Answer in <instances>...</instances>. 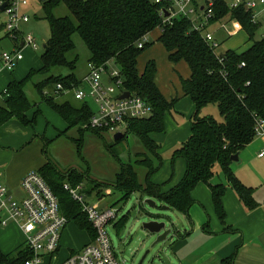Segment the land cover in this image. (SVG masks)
<instances>
[{"label":"trees","instance_id":"obj_1","mask_svg":"<svg viewBox=\"0 0 264 264\" xmlns=\"http://www.w3.org/2000/svg\"><path fill=\"white\" fill-rule=\"evenodd\" d=\"M6 1L0 0V6ZM216 3V16L207 28L230 16L241 24L249 40L253 41L247 51L237 53L230 50L218 55L202 34L194 31L191 21L176 18L172 25H164L161 11L166 5L156 4L154 0H48L43 6L50 38L44 45L41 66L31 69L23 80L9 84L5 91V105L0 106V128L14 118L24 126H35L41 114L40 106L30 101L26 87L34 78L40 77L33 82V87L41 103H46L67 125L58 138L77 128L79 140L74 142L82 159L87 132L104 139L103 132L90 127L93 111L87 103L77 106L66 97L57 100L53 96L59 84L71 89L82 82L76 75L79 58H71L76 48L74 36L78 34L89 51L88 63L116 65L123 74L125 89L141 97L153 109L151 117L129 122L127 133L123 135L125 139L133 134L144 152L137 153L134 162L119 163L113 186L122 194L121 201L127 202L134 193H140L142 197L155 199L171 210L189 216L195 204L192 192L198 185L204 184L211 190L216 214L222 223L226 219L223 200L228 187L235 190L249 210L256 209L258 204L251 189L241 183L232 170L231 157L240 154L255 138L256 118L264 119V38L255 40L261 26L252 23L251 12L243 7L231 11L223 0ZM61 4L67 7L74 20L54 15V10ZM2 14L0 11V16ZM155 30L159 31L158 41L166 50L169 62L188 64L190 77L181 79L182 91L196 107L191 120V134L173 154V160L185 161V175L179 185L167 192L153 182L164 160L160 144L154 136L166 131V116L174 109L177 99L168 101L159 89L155 61L149 62L143 72L138 69L141 53L151 45L149 42L139 49L138 43ZM63 69L70 74H52L53 70ZM210 104L218 106L222 121L199 116L201 110ZM34 109L30 119L28 113ZM52 142L44 139L43 151L47 158V149ZM216 166H219L227 184H212ZM137 167L147 171L143 183ZM38 173L58 198L61 213L69 224L73 222L88 232L94 242L96 232L83 213L81 204L65 189L66 184L73 189L81 187L89 171L71 170L66 174L47 159ZM128 221V215H124L113 224L118 235L123 233ZM28 258L25 246L8 255L0 252V264H24Z\"/></svg>","mask_w":264,"mask_h":264},{"label":"rangeland","instance_id":"obj_2","mask_svg":"<svg viewBox=\"0 0 264 264\" xmlns=\"http://www.w3.org/2000/svg\"><path fill=\"white\" fill-rule=\"evenodd\" d=\"M232 1L233 0H228V2ZM25 12L29 14L30 22L23 26V30L26 35L33 34L36 39L37 49L34 50L31 47L24 48L23 53L25 60L21 62L20 65L22 67L29 66L32 69H38L41 66L40 59L44 53V45L50 38V27L44 18L45 9L40 0H29V6L26 8ZM54 15L57 18L69 17L74 20L71 12L64 4H61L54 10ZM4 23L5 16L2 14L0 16V52L2 53L9 52L12 49V42L4 29ZM206 32L213 33L218 41L220 45L217 49L218 55L230 50L243 53L247 51L253 43V41L249 40L242 26L235 20L230 19V16L210 25L206 29L205 33ZM159 36L158 30L148 35L151 45L141 53L138 59V69L140 72H143L149 62L155 61L158 68L156 81L159 89L168 101L171 102L177 99L174 109L166 116V131L154 136L155 141L160 144L162 156L164 157L163 169H161V172L156 177L160 179L161 182L172 179L170 185L173 187L181 183L186 168L184 160H173V154L175 150L180 148L183 144L182 140L190 133L191 120L195 114V110L192 101L189 98H185L181 84V78H188H186L185 75L190 71L189 66L185 62L180 64L170 63L166 50L158 41ZM260 39L261 33H258L255 40ZM74 41L76 48L71 58L76 56L79 58L76 75L80 80H83L87 73V64L90 54L78 34L74 36ZM111 67L117 68V66L113 64H111ZM16 72H20L18 66L16 67ZM52 74L68 76L70 72L67 69L53 70ZM40 79V77H36L33 79V82ZM33 82L26 87V93L32 103L45 107L43 113L39 115L38 121H40V123L36 125L33 131L36 130L35 132L37 135L41 134V132L44 134L46 128L49 127L47 137L51 138L49 140L53 141L47 149L48 158L45 157L46 161L47 159L52 161L61 172L66 174L71 170L79 172L89 171V175L84 179L79 193L84 196L85 203L98 210H108L110 208L117 210L118 217L115 221L116 223L124 215H128L129 221L125 225L126 227L121 235L118 236L117 229H115L113 225H109L107 230L119 259L125 261L126 264H139L143 255L150 249L153 243L151 237L143 232L141 225L144 219H150V215L156 216L159 213L146 204H141L143 197L140 193H134L127 202L121 201L122 194L114 188L113 184L115 174L119 171V163L134 162L136 160V154L144 152L143 147L133 134H129L125 139L122 138L119 142L115 140L114 134L103 132L104 139H101L87 132L84 136L83 159L80 158L77 153V144L74 142L79 140L78 129H73L69 131L66 136L54 140L59 132L57 130L63 127V122L53 110L41 103L39 96L34 90ZM56 99L62 100L63 98ZM66 99L77 106L82 103L75 100L73 94H69ZM89 104L92 109H96L92 101H89ZM199 116L213 117L218 121H222L219 108L216 104H210L204 107ZM137 172L140 181L143 183L147 172L146 169L137 167ZM214 172L216 175L212 180V184H227L226 178L223 176L219 166H216ZM168 186H166V188H168ZM201 187H204L206 191L198 187L193 192L195 194L199 192L198 198L201 200H205L207 198L205 194L208 193L211 200L209 188L206 185H202ZM158 205L162 206L159 202ZM165 214L174 221L180 236H184L187 232H192L189 221L185 216L174 210H170ZM75 227V223L72 222L68 226L71 235L65 240L69 242V245L66 246L65 244L66 247L63 250L64 255L69 252V246L76 249L82 244V241L86 237V231L83 232L79 229V231H75ZM177 242L178 240L172 242L168 241L158 246V251L166 249L162 254L168 264H178L174 255V246ZM154 252L155 250H152L151 253L153 254ZM55 263L56 262L53 264Z\"/></svg>","mask_w":264,"mask_h":264},{"label":"built area","instance_id":"obj_3","mask_svg":"<svg viewBox=\"0 0 264 264\" xmlns=\"http://www.w3.org/2000/svg\"><path fill=\"white\" fill-rule=\"evenodd\" d=\"M223 1L231 11L243 7L251 12V21L254 25L261 26V38H264V0ZM154 2L166 5L161 11L164 25H172L176 18L191 21L194 31L200 32L203 39L217 53L220 45L214 34L205 33L207 26L216 16L217 0H154ZM6 3L3 15L7 34L18 43L21 42L23 48L31 47L36 50L37 43L33 34L26 35L22 32V26L30 22L29 14L24 11L29 6V0H7ZM147 43L148 35L139 41L138 48L143 49ZM23 59L21 49L2 53L0 74L14 71ZM244 66L243 63L242 67ZM126 92L129 91L124 87L123 74L119 68L88 63L87 73L79 86L66 89L59 84L53 96L62 98L73 94L75 100L87 103L93 111L90 122L92 129L107 134L124 135L127 133L129 122L147 119L153 113L150 104L131 92L128 98H122ZM89 101L93 102L95 110ZM255 137L264 139L262 118H256ZM260 157H264V151ZM2 178L3 174L0 171V224L6 226L8 223H14L22 230L25 247L29 252V258L24 264L51 263L60 248L62 232L69 224V220L61 213L58 198L38 172H31L24 177L22 188L26 196L23 199L13 197L2 182ZM65 189L81 204L83 213L96 232V239L61 264H126L116 255L107 230L108 226L117 220L118 211L112 208L98 210L85 203L84 196L79 193L81 187L73 189L66 184Z\"/></svg>","mask_w":264,"mask_h":264},{"label":"crops","instance_id":"obj_4","mask_svg":"<svg viewBox=\"0 0 264 264\" xmlns=\"http://www.w3.org/2000/svg\"><path fill=\"white\" fill-rule=\"evenodd\" d=\"M24 11H26V8ZM23 26L22 32L24 33ZM8 38L12 42L11 51L21 49L23 53V44L21 42L18 43V41L13 40L9 36ZM1 54L2 52H0ZM24 60L25 57L21 62ZM21 62L17 65L20 72H16L15 68L12 72L0 74V106L5 105V91L9 84L13 81L23 80L32 69L29 66L22 67L20 65ZM185 77H190V71ZM43 104L48 106L46 103ZM44 108V106H40L41 114ZM35 110L28 113L30 119ZM194 110L196 111L195 105ZM60 119L63 122V127L57 130L59 132L54 140L58 139L60 133L67 128L66 123L62 118ZM38 120L39 116L35 126L31 127L24 126L18 119L14 118L0 128V171L3 174L2 182L7 186L9 193L17 199H23L26 196L22 188L24 177L31 172H38L46 163L43 149L44 139H51L47 137L49 127L46 128L44 134L41 132V134L37 135L36 130H33L40 123ZM190 134L191 130L186 138L182 140V143L189 138ZM263 151L264 139L255 137L239 154V162H232V170L236 178L251 189L258 204L256 209L249 210L239 199L235 190L232 187H228L223 200L226 219L225 223H222L216 214L213 200H210L208 193L205 194L207 198L201 200L198 198L199 192L196 194L192 192L195 204L192 206L189 216L182 214L189 221L192 232H187L184 236H181L174 246V255L178 264H264V157H260ZM160 152L162 154V150ZM160 172L161 170L153 177V182L161 185L164 192L174 188L175 186L172 187L170 185L172 179L165 182L157 179L156 176ZM202 185L204 184L198 185L197 188L200 187L203 191H206L204 187H201ZM209 191L211 192L210 189ZM68 226L69 224L62 232L58 252L54 255L51 263L48 264H53L54 262H56L55 264H61L93 242L92 236L75 224L74 230L85 232L86 237L76 249L69 246V252L64 255L63 250L69 245V242L65 240L71 235ZM24 246V234L18 225L8 223V225L2 226L0 224V252L8 255Z\"/></svg>","mask_w":264,"mask_h":264},{"label":"water","instance_id":"obj_5","mask_svg":"<svg viewBox=\"0 0 264 264\" xmlns=\"http://www.w3.org/2000/svg\"><path fill=\"white\" fill-rule=\"evenodd\" d=\"M42 3L47 2L48 0H40ZM7 7V3H3L0 6V11L3 13ZM168 16V13L166 12ZM130 92H126L122 98H128ZM115 140L120 141L123 138V134L118 133L115 135ZM239 154L231 157L232 162H239ZM141 204H146L150 208L154 209L157 213L156 216L150 215V219H144L141 227L145 234L151 237L153 243L148 249L143 257L141 258L139 264H168L162 252L166 249L158 251V246L161 244L167 243L168 241H176L181 238L179 231L177 230L174 221L171 217L167 216L165 213L170 211V207L166 205L159 206L158 202L152 198H145L143 196ZM152 250L155 252L152 254ZM171 262V260H170ZM172 263V262H171Z\"/></svg>","mask_w":264,"mask_h":264}]
</instances>
